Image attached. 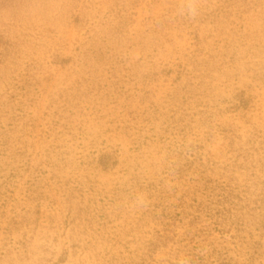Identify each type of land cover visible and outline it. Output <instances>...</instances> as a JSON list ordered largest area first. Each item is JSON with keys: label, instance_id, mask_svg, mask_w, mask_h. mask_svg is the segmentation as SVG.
<instances>
[{"label": "rangeland", "instance_id": "rangeland-1", "mask_svg": "<svg viewBox=\"0 0 264 264\" xmlns=\"http://www.w3.org/2000/svg\"><path fill=\"white\" fill-rule=\"evenodd\" d=\"M0 264H264V0H0Z\"/></svg>", "mask_w": 264, "mask_h": 264}]
</instances>
